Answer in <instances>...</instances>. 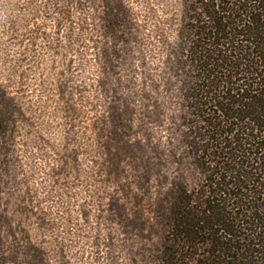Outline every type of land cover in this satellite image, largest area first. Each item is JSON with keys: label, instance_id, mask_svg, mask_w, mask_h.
Masks as SVG:
<instances>
[{"label": "trees", "instance_id": "16d2710c", "mask_svg": "<svg viewBox=\"0 0 264 264\" xmlns=\"http://www.w3.org/2000/svg\"><path fill=\"white\" fill-rule=\"evenodd\" d=\"M102 6L108 105L97 135L106 181L124 199H110L101 219L123 238L126 264H264V0H178L159 97L141 96L139 111L166 127L164 145L136 124L119 78L135 43L130 11L122 0ZM12 106L0 86V264H50L13 223L27 206L8 192Z\"/></svg>", "mask_w": 264, "mask_h": 264}, {"label": "rangeland", "instance_id": "374dc122", "mask_svg": "<svg viewBox=\"0 0 264 264\" xmlns=\"http://www.w3.org/2000/svg\"><path fill=\"white\" fill-rule=\"evenodd\" d=\"M103 1L0 0V86L15 114L9 157L15 180L8 192L27 206L13 223L50 264L127 263L123 238L101 219L110 199H124L106 181L97 135L108 105L98 52L107 44ZM122 1L135 43L119 78L133 90L136 124L164 145L166 127L143 120L139 111L141 96L159 97L154 86L163 71L164 42L177 29L178 0Z\"/></svg>", "mask_w": 264, "mask_h": 264}]
</instances>
